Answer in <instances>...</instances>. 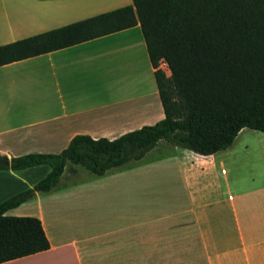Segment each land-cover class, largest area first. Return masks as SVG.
I'll use <instances>...</instances> for the list:
<instances>
[{
    "label": "crops",
    "instance_id": "obj_1",
    "mask_svg": "<svg viewBox=\"0 0 264 264\" xmlns=\"http://www.w3.org/2000/svg\"><path fill=\"white\" fill-rule=\"evenodd\" d=\"M128 4L0 0V45ZM153 72L138 24L1 65L0 156L58 153L76 134L114 139L156 123ZM48 171L0 170V201ZM64 188L96 200L91 224L50 233L39 215L50 246L0 264H264V138L210 155L160 140L139 162Z\"/></svg>",
    "mask_w": 264,
    "mask_h": 264
},
{
    "label": "trees",
    "instance_id": "obj_2",
    "mask_svg": "<svg viewBox=\"0 0 264 264\" xmlns=\"http://www.w3.org/2000/svg\"><path fill=\"white\" fill-rule=\"evenodd\" d=\"M137 24L164 118L114 139L76 134L58 153L0 156V170L49 166L31 187L0 201V263L50 246L38 217L5 212L53 191L67 163L102 176L139 162L160 140L210 155L228 148L242 128L264 131V0H132L2 44L0 66Z\"/></svg>",
    "mask_w": 264,
    "mask_h": 264
},
{
    "label": "rangeland",
    "instance_id": "obj_3",
    "mask_svg": "<svg viewBox=\"0 0 264 264\" xmlns=\"http://www.w3.org/2000/svg\"><path fill=\"white\" fill-rule=\"evenodd\" d=\"M235 138H264V131L242 128ZM69 164V163H68ZM73 166V167H71ZM94 176L80 165H68L60 176L57 186L61 192L53 195H40L41 198L28 200L18 207L12 215L42 216L50 233L58 231H79L90 225L91 220L97 215L96 200L86 199L80 188L74 191H63L64 187L79 183L81 180ZM65 189V188H64ZM143 198H138L137 202Z\"/></svg>",
    "mask_w": 264,
    "mask_h": 264
},
{
    "label": "water",
    "instance_id": "obj_4",
    "mask_svg": "<svg viewBox=\"0 0 264 264\" xmlns=\"http://www.w3.org/2000/svg\"><path fill=\"white\" fill-rule=\"evenodd\" d=\"M3 164L8 166L9 163H8V161H5V162H3Z\"/></svg>",
    "mask_w": 264,
    "mask_h": 264
},
{
    "label": "bare ground",
    "instance_id": "obj_5",
    "mask_svg": "<svg viewBox=\"0 0 264 264\" xmlns=\"http://www.w3.org/2000/svg\"><path fill=\"white\" fill-rule=\"evenodd\" d=\"M86 112V111H85ZM97 112V111H96ZM92 113V112H91ZM80 114V113H79Z\"/></svg>",
    "mask_w": 264,
    "mask_h": 264
},
{
    "label": "built area",
    "instance_id": "obj_6",
    "mask_svg": "<svg viewBox=\"0 0 264 264\" xmlns=\"http://www.w3.org/2000/svg\"><path fill=\"white\" fill-rule=\"evenodd\" d=\"M223 172V171H222Z\"/></svg>",
    "mask_w": 264,
    "mask_h": 264
}]
</instances>
